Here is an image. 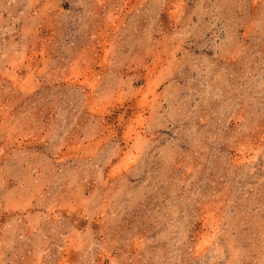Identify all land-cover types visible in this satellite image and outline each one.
<instances>
[{
    "label": "rangeland",
    "instance_id": "1",
    "mask_svg": "<svg viewBox=\"0 0 264 264\" xmlns=\"http://www.w3.org/2000/svg\"><path fill=\"white\" fill-rule=\"evenodd\" d=\"M0 264H264V0H0Z\"/></svg>",
    "mask_w": 264,
    "mask_h": 264
}]
</instances>
